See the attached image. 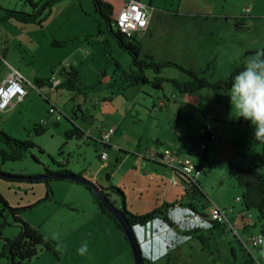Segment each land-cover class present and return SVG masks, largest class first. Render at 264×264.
<instances>
[{
  "label": "rangeland",
  "instance_id": "1",
  "mask_svg": "<svg viewBox=\"0 0 264 264\" xmlns=\"http://www.w3.org/2000/svg\"><path fill=\"white\" fill-rule=\"evenodd\" d=\"M37 1L39 0H35V2ZM143 1L145 4L148 3V0ZM166 1L169 0H152V11L150 9L149 12L154 13L156 9L163 10ZM244 1L235 0L234 3L245 4ZM66 4L68 3L61 2L57 9H53V6L50 13L44 12L41 26L24 25L14 20L0 22V47L1 45L3 48L7 47L5 42H8L9 46L11 44L15 46L12 59L19 62V67H22L20 72L25 78L30 75H39L38 77L50 75V77L58 78V81L61 79V82L64 78L59 73L60 68L69 64V61L65 60L69 57L68 50L74 52V55L69 59L76 63L74 66L79 73L77 87L83 89L100 83L98 89L85 95V103L80 102L78 104L87 113L88 118L86 122H83L84 125L86 124L87 135L93 137L96 132L102 128H107L114 120L113 105L124 106L125 100L122 98L124 92H128L129 95L139 92L140 97L145 99L149 95L147 93L156 92L161 95V91L153 89L150 84L138 85V87L125 85V89L122 91L120 85L124 84L123 74L136 71V67L131 64L130 57L122 51L123 58L127 62L130 61V66L127 68L126 64L128 63L120 59L118 63L120 68L115 67V53H113L112 46L108 45V42L110 44L114 40L103 25L99 26V18L94 12L95 9L91 12L92 9L90 8V12L84 13L80 8H75L74 11L60 13L62 7L67 6ZM246 4H249L252 11L250 17L246 18V22L242 23L241 26L232 23L220 25L218 22L197 20V18L191 21L173 17L167 13L156 12L160 19L153 23V31L151 32L153 38L148 40L143 37L141 39L144 40V44L140 58L145 59L147 55L155 54L156 57L162 59L159 61L176 62L182 65L181 62L177 61V56L169 54V52L160 53L161 45L168 38L172 43L185 41V35L189 34L187 38L192 45L190 48H195L193 52L196 54L188 56V60H184L186 64L190 65V67H185L196 72L204 71L202 76L210 82L226 79L232 71L233 65H242V61L251 55L246 52H256L258 49L264 48V0H250L249 2L246 1ZM0 7L25 13L32 11L25 0H0ZM2 9L0 14L3 16ZM166 9L169 8L166 7ZM98 28L101 30L100 34H98ZM216 28L223 30L217 32ZM56 42L67 43L61 45L62 47L52 48V44ZM89 42L91 43L87 44ZM104 42H107V45H104ZM101 46L106 49L109 48L110 52L108 51L106 54ZM207 67L209 68L207 69ZM144 73L146 77L154 76L151 71ZM160 76L168 79H188L186 75L174 68L162 70ZM108 83H113V86L109 87ZM162 84V91L166 95H170L173 92L172 86L165 82ZM43 90L40 91V95L38 91L30 92L28 99L23 104L18 105L7 118L0 114V127L5 133L15 139L29 140L36 146L30 149L21 161L4 162L0 159V172L29 178L43 175L45 169L53 171V173L68 170L77 174V172H88L89 164H92L93 173L100 171L101 167L97 164L99 163L97 160L99 146L93 140L76 144L75 139L71 140L65 136V127L70 128L65 118L61 119L58 126L50 123L51 120L49 121V119L53 118L54 121L55 119L53 116L51 118L48 113V105L45 103ZM142 92L144 93L143 97ZM76 94L78 97L77 92ZM225 94L227 92H212L206 89L192 95L186 94L187 100L192 103V107L186 109V114H188L189 119L193 120V124L189 126L193 132L200 126L201 111L209 112L210 108H214V104H218L215 100L218 99L219 105L222 106L218 107L219 110H225V105L228 104L230 111L229 98ZM72 95L73 93L65 89H57L48 93L51 102L69 115L73 102H75L72 100ZM116 96V101L112 104V100ZM19 116L21 117L20 129L10 125L11 122L5 124L6 120H12V118ZM83 123L79 122V125ZM36 124L45 126L44 134L40 136L34 134L33 128ZM229 130H232L231 137L235 140L234 160L243 161L244 166L241 168L249 165L248 149L264 152V141L254 139V129L249 122L229 127ZM219 142L225 141L219 139ZM166 145L168 144L166 143ZM202 147L200 144L199 148ZM208 151L210 153L209 166L204 164L203 174L199 176L200 180L204 182L203 188H205L206 194L208 193L209 201L222 198L224 202H228L230 200V188L232 186L238 188L234 179L229 178L228 173L234 160L229 163V156L224 155V160L221 161V154H219L217 147L213 149L208 147ZM205 153L207 151L204 152V155ZM65 160H68V165H57L60 161L65 162ZM214 167H216V171H213ZM234 169L232 168L231 173ZM222 175L224 181H222ZM67 182L52 181L50 183L52 196L48 201L42 202L46 193L45 183H13L0 180V193L9 206L13 208L32 206L31 209L21 213V219L31 227L39 229L44 236L53 241L59 252L58 257L54 256L52 252H44L32 259L29 264H134L130 247L123 233L117 230L114 221H110L106 215L107 219L95 215L99 210L91 197L92 195L84 186ZM211 206H215V204ZM1 210L2 205H0V225H3L0 228V255L5 241L12 239L19 232L7 211ZM248 213L256 223V226L251 229L252 234L256 236L263 232V245L258 253L254 250L253 254L254 256L260 253L264 254V219L259 221L258 214L254 210H250ZM138 230L144 232L147 228H138L136 233ZM195 234L197 236L193 235V238L184 235L185 239L182 242L180 239L183 235L174 240L170 239L165 245V250L168 252L171 249V253L160 255V252H164L161 249L160 252L153 254V258L148 256L149 262L146 264H243L245 262L244 259L247 256L241 251L235 238L227 235L218 236L216 232H197ZM199 237H202L204 241L202 242ZM145 239L152 245L148 237ZM138 240L141 252L147 253L146 246L139 237ZM85 241L88 243V253L81 256L76 249ZM176 242L180 243L173 249L174 246L171 244ZM230 243L233 244L234 254L231 253ZM0 264H8V262L5 258L0 257Z\"/></svg>",
  "mask_w": 264,
  "mask_h": 264
},
{
  "label": "crops",
  "instance_id": "2",
  "mask_svg": "<svg viewBox=\"0 0 264 264\" xmlns=\"http://www.w3.org/2000/svg\"><path fill=\"white\" fill-rule=\"evenodd\" d=\"M107 1L114 3L121 9L130 0H107ZM134 1H138L142 5H144V7L147 9L149 14V21L147 28L134 35V37L141 42V49L144 44L143 43L144 40L143 41L141 40L143 37L144 39L147 38L148 40L153 38L151 33L153 31L152 30L153 23L156 20L160 19L156 12L167 13L173 17H177V18L180 17V19H188L191 21L197 18V20L204 19L206 21H213L215 23L218 22V24L220 25H222V23L226 25L232 23L236 26H241L242 23L246 22V18L250 17L252 11L249 4L248 5L246 4V1L249 2L250 0H245L244 1L245 4L243 3L236 4L234 3L235 0H169L165 2V8H163V10L156 9L154 10L155 11L154 13L149 12L150 9L152 11V7H151L152 0H148L147 4H145L143 0H134ZM33 2H35V0H33ZM61 2H66L68 4H66L67 5L66 7H62L60 13H64L65 11H74L73 9L75 8L76 9L80 8L84 13L90 12V8L92 9L91 12L94 11V7L92 5L91 0L60 1L54 4L53 9L55 8L57 9L58 5H60ZM166 7H168L169 9H166ZM245 7L249 8L250 10L248 16L246 17L242 16V9ZM1 16L2 15L0 14V18ZM216 30L217 32H220L223 29L216 28ZM187 37H189V34L185 35L186 38L185 41L181 40L179 42H174V43H172V41L168 38L167 41L162 42L161 45L162 50L160 51V53L163 54V52H169V54L177 56L178 58L177 61L181 62L183 66L190 67V65L186 64L184 60H188V56L196 54V52H193L195 48L194 49L190 48L192 45ZM0 40H1V34H0ZM5 43H7V47L3 48L2 45L0 47V57L6 62V64H4L2 62V59H0V85L4 83L5 78L10 73L11 69H15L21 74L20 69L22 68L19 67L20 65L17 60L15 61L12 59L15 46L12 44L9 46L8 42ZM90 43L91 42L87 44ZM110 45L112 46L113 53H115L116 61H114V66L117 64V67L120 68L118 64L119 60L123 59L124 62H127V60L123 58L124 54L122 50L116 46L114 41H111ZM51 47L57 48L54 47L53 45ZM141 49H140V54H141ZM218 49L219 48L217 47V50ZM68 51H69V57L74 55V52L70 50ZM69 57L65 59L69 61V64L64 65L63 67L61 66L62 68L65 69H68L70 67L76 68V66H74L76 63L74 61H71ZM147 57L153 59L154 61L162 60L156 57L155 54L151 56L147 55L145 58ZM127 63L128 64L126 65L128 68L130 66V61ZM38 76L39 75H30L29 77L26 78L25 76H23L24 79L26 80V82L23 83V86L27 91V95L24 98L23 102L21 103L23 104L28 99L30 92L38 91L40 95L42 90L44 89L43 94H44L45 103L48 105V107L50 105L56 106L54 103L51 102L50 97H48V93L57 90L56 86L61 82V79H59L58 81V78H55L54 76L50 77V75L47 77H38ZM147 78L149 80L150 79L152 80L154 76L151 78L150 77ZM36 80H47L48 82L40 84V87H37L34 84ZM177 80L180 82L186 81L184 79H177ZM125 85L128 86L125 83L120 85L122 91L125 89L124 88ZM108 86L111 87L109 83ZM132 87H138V85ZM162 89H163V84L161 85V88L159 90L157 89V91H161L160 92L161 95H159L156 92H151V93H147L149 95L145 99L140 97L139 92H135L134 94L131 95H129L128 92H124L122 94V98L125 100V102H123L124 106L118 107L113 105L114 120L109 126H107V128L100 129L98 132L95 133V136H93L97 138L100 135V133L104 132L109 127H115V132L110 138V146L108 148L107 158L105 161L99 160V152H98L97 160L99 163L97 164L100 165L101 167L100 171L93 173L94 171L92 168V164H89L88 172L85 173L77 172V174L82 173V176L85 179L92 181L94 180L103 186L112 185L117 187L119 190L122 191L125 197L126 209L134 215H144L149 212H152L153 210L160 209L165 205H173V207L168 210L167 217L172 218L173 222L184 223L182 222V220L185 221V219L181 220L179 214L185 209L184 207H181V205L178 204L179 203L183 205L188 204L190 202L191 195H188L187 193L186 180L178 173H176L174 170L159 162L162 151L164 149H169L171 151H174L178 155L190 156L191 161L201 168L202 170L201 175H202L204 171L203 168L204 164L206 166H209L210 153L208 151V147L209 149L210 148L213 149L217 147L219 154H221L220 157L221 161L224 160V155L229 156L228 157L229 163L234 160V156L236 153V149L234 147L235 140H233L231 137L232 130H229V127L243 124L244 119L229 118L228 104L225 105V110L221 111L219 110L218 107H222V106L219 105V101L217 99L215 100V102L218 104H214V108H210L209 112L201 111L203 115L201 113L200 126L196 128V131L193 132V130H191L189 127L191 126V124H193V120L189 119L188 114H186V109L192 107V103H190L187 100L186 94H180L174 91L173 89V92L170 95H166L164 91H162ZM199 91L201 90H198L195 93H198ZM143 92H142V97L144 96ZM116 98L117 96L112 100V104L114 101H116ZM72 100H74L75 102H73V107L71 108L70 115L64 112L60 107L58 108L62 110V112L65 114V119L67 120L68 125H70V119H71V121H73L76 124V126L81 130L83 135L81 139L79 140L75 139L76 144L85 143L88 140H94L95 138L87 135L88 132L86 131V124L84 125L83 123L86 122L88 118L86 117L87 113H85L82 110L81 106L78 105L80 104V102L82 103L86 102V96L83 95H78V97L74 96L72 97ZM20 104H16L12 108L8 109L6 112L0 114H2L5 118H7L9 115L13 113V111ZM75 104L76 106H74ZM86 112L88 111L86 110ZM50 116L52 118V115ZM84 116L85 118L83 119ZM20 118L21 117L19 116L18 118L16 117L12 118V120H6L5 124L7 122L9 123L11 122L10 125L12 126L14 125L18 129H20L21 128L19 124L21 123ZM50 120H51L50 123H52L55 126H58L61 121V120L54 121L53 118L49 119V121ZM79 122L83 124L79 125ZM212 122H214L213 123L214 125L212 124ZM204 123H211L213 125L216 133V138L214 140H207L200 137L199 130ZM68 129H69L68 127H65L64 133ZM219 139L224 140L225 142H219ZM71 140L73 139L71 138ZM166 143L168 145H166ZM200 144L203 146L201 149L199 148ZM205 151H207V153H205L204 155ZM148 154H150V157L147 158L146 156ZM60 163H62L63 165L64 163L68 165V160L66 162L60 161ZM232 164L233 165L230 166L229 168L230 170L228 171L229 178H231L230 174L232 168L236 169V168H241V166H244L243 161L237 159L234 160ZM213 171H216V167H214ZM224 180H225L224 176L222 175V181ZM63 182L68 183L67 181H63ZM102 182L104 183L102 184ZM197 184L200 187V189L204 192L207 199L209 200L207 195L208 193L206 194V190L205 188H203L204 182L200 180V177L199 179H197ZM233 188H234L233 186L230 188V200L228 202L227 201L224 202L222 198L221 199L216 198L214 200H210L209 203L203 205L205 207L198 205L197 210L201 211L206 216H208L209 211L213 207L211 206L212 204H215L216 207H219L221 209H226L230 207L233 211L231 217L238 224L239 234L243 238L247 237L248 235H254L251 232V229L253 228L252 225L255 223L253 218H252V222L241 221L239 219H236L237 215L241 213H245L247 211H245L244 207L242 206V202H241L242 191L240 189L237 190L238 188L237 189L236 188L233 189ZM95 215H97L100 218L107 219L106 216L99 211ZM109 220L111 221L110 218ZM163 226H167V225L154 221L148 226L144 227L147 228V230H145L144 232L143 230L137 231V235L139 239H141L143 244L146 246L147 253L144 254L147 257L150 256L151 258H153V254L158 251L160 252L161 249L165 251L166 243H168L170 239L172 240L175 239L174 231L173 232L169 231L168 229L169 226L168 227H163ZM174 230L176 231V229ZM205 233L207 232L205 231ZM226 235L234 238L228 232L222 236H226ZM145 237H148L150 239L152 245L146 241ZM191 238H193V236H191ZM178 244H174L176 246H174L173 249H175ZM230 245H231L230 247L231 253L234 254L233 244L230 243ZM169 253H171V249L168 252V254ZM161 254L162 252H160V255ZM244 254L247 256V258H245L244 261H247L249 257L245 252ZM256 256L257 258H260L261 256H264V254L260 253L259 255ZM250 263L253 264V262Z\"/></svg>",
  "mask_w": 264,
  "mask_h": 264
},
{
  "label": "trees",
  "instance_id": "3",
  "mask_svg": "<svg viewBox=\"0 0 264 264\" xmlns=\"http://www.w3.org/2000/svg\"><path fill=\"white\" fill-rule=\"evenodd\" d=\"M60 1H72V0H39L37 2H33V0H25V3H27L28 6L32 9L30 13L15 11V9H2L0 7V10L2 9L3 11V16L0 18V22L5 20H14L24 25L35 24L37 26H41L44 19V17H42L43 13L44 12L50 13L54 4ZM91 2L95 9L97 17L99 18V26L103 25L109 31L116 46L122 51H124L130 57L132 66L136 67L135 72L133 71L131 73L123 74L124 77L123 81L128 86L150 84L153 87V89L159 90L161 88L162 83L165 82L170 84L174 89V91L180 94H193L196 91L202 89H206L212 92L215 91L227 92V88H226L227 78L230 76V74H235V72H237L242 67V65H234L232 71L226 77V79L219 80L217 82H210L209 80H207L205 77L202 76L204 74V71L196 72L176 62L154 61L149 57L145 59H141L139 55L141 49V42L138 39H136L134 36H130V37L126 36L115 27L116 18L118 16L119 11L122 8L120 9V7L107 0H91ZM100 33L101 30L100 28H98V34ZM66 43L67 42H56L52 45L54 47H62L61 45H66ZM103 44L107 45V42H104ZM108 45H110L109 42ZM103 48L107 54L109 48H107L108 50L104 46ZM246 53L254 54L255 52H246ZM115 67H117V64L115 65ZM168 68H174L178 70L179 72L186 75L188 79L184 82H180L177 79H173V78L168 79V78H162L161 76L159 77L162 70ZM208 68L209 67H207V69ZM145 71H151V73L155 76L153 80H149L145 76L144 73ZM59 73L62 74L64 79L62 82H60V84L56 86V89H65L66 91L73 93L72 97L77 95L76 92L78 93V95L85 96L88 92L94 91L100 87L99 86L100 83L98 82L92 87H85L83 89L78 88L77 83L79 81V73L73 67H70L67 70L61 67ZM46 82L48 81L36 80L34 84L37 87H40V84ZM113 83H115V80L113 81ZM113 83L110 84L111 87L113 86ZM85 116L83 117V119L85 118ZM244 122L248 123V121L246 120H244ZM33 132L37 136L44 134L45 128L43 124L42 125L36 124V126L33 128ZM64 134L70 139L72 138L77 140L81 139L83 135L81 130L76 126V124L73 121H71V119H70V128L67 131H65ZM34 147L36 146L31 141L15 139L9 134L5 133L0 128V159L2 161L4 162L21 161L29 153V150ZM39 151L41 152V149H39ZM248 153L250 155L249 165L246 167L234 169V171L230 174V176L236 182L237 187L242 191L241 202H242V206L244 207V210L247 211L245 213H248V211L250 210H254L258 214V220H263L264 219V152L250 149L248 150ZM66 161L67 160H65V162ZM53 163L55 162L53 161ZM59 164L63 165L62 163H57V165ZM64 165L66 164L64 163ZM57 173L72 176L76 180H86L88 183L99 188L103 192V194L107 197V199L126 216L131 227H146L154 221H161L163 224L173 229L175 228L178 229V226H176L171 222V218L169 219L167 217L168 210L172 208L173 205H165L160 209L153 210L152 212H149L144 215H134L126 209L125 197L122 191L119 190L117 187L112 185L102 186L94 180L92 181L85 179L82 176V173L74 174L68 170L57 171ZM54 174L55 173H53V171H49L45 169L43 175L40 176L47 177V176H52ZM22 178L24 177L16 176L15 179L13 180H5L3 178H0V180L4 182H13V183L25 182L22 180ZM52 181H70L71 183H75L76 185L84 186L92 195L91 197L94 203L96 204L98 210L102 214L106 215L108 218L113 220L117 230H119L122 233V230L120 229L117 222L102 207L100 202L92 194L90 188L77 181H72L68 179L54 180L50 178H46L44 181H38L39 183L40 182L45 183L46 186V193L42 202L48 201L52 196V191L50 188V183ZM27 183L32 184L33 182H27ZM186 187H187L188 195H191L190 202L184 205L181 203L178 204L181 205V207H184L185 209L179 214V217L181 218V220L185 219V221L182 220V222H185V224L188 225L190 228V229H184L185 230L184 235H188L189 237L193 235L197 236V234L195 233L197 232L205 233V231L207 233H212L216 231V233L220 236L225 235L228 232L226 230L227 227L225 224H217L216 222H212L209 219V215L206 216L204 213L197 210L198 205L205 207L203 205L209 203V200L207 199L204 192L200 189L198 184L197 183L192 184L191 182L186 181ZM0 205H2L1 211H7L8 215L12 219V222L17 226L19 230L18 234L15 237L5 241L2 249V253L0 255V257H3L7 260L8 264H29V262L32 259L37 258L44 252H52L54 256L56 257L59 256V252L56 249V244L53 241H51L46 236H44L39 231V229L31 227L21 219L20 216L21 213L23 211L31 209L32 206L15 207V208L10 207L7 201L1 195V193H0ZM245 213H241L240 215L243 216ZM194 218L198 219L199 224H197V222L195 221H192ZM188 221H190L194 225L189 224ZM174 223L179 224V222H174ZM5 224L7 223L5 222ZM206 225L207 227H205ZM255 225L256 223H254L252 227H254ZM2 227L3 225H0V228ZM262 234L263 232L260 235ZM199 238L201 239L202 242L204 241L202 237ZM238 244L241 251L245 252L248 255V253L240 246L239 242ZM259 249H261V247L253 249L252 254L254 250L258 251ZM248 257L249 259L245 261L243 264H249L250 262H253L252 257L250 255H248ZM147 259L148 258L143 257L145 263L149 262Z\"/></svg>",
  "mask_w": 264,
  "mask_h": 264
},
{
  "label": "built area",
  "instance_id": "4",
  "mask_svg": "<svg viewBox=\"0 0 264 264\" xmlns=\"http://www.w3.org/2000/svg\"><path fill=\"white\" fill-rule=\"evenodd\" d=\"M249 8L242 9V16L246 17L249 14ZM149 21V14L147 9L138 1L130 0L118 13L116 18L115 27L126 36H134L136 33L143 31L147 28ZM0 59H2L0 57ZM2 62H6L2 59ZM26 80L15 69H11L10 73L6 76L4 83L0 85V113L6 112L16 104L23 102L27 95V91L23 86ZM48 113L52 115L55 121L65 118V114L58 107L50 105ZM115 132V127H109L105 132H102L93 141L99 146V160L105 161L107 158V151L110 146V138ZM200 137L207 140H214L216 133L211 123H204L199 130ZM150 157V154L146 156ZM153 159V158H151ZM159 162L182 176L186 181L192 184L197 183L198 177L201 175L202 170L198 165L194 164L190 156L178 155L174 151L164 149L161 153ZM239 200V199H237ZM232 209L230 207L221 209L213 206L209 211V219L217 224H225L227 231L233 236L240 246L252 257L254 264H264V256L260 258L252 254V250L259 248L263 245L262 235H248L243 238L239 234L238 224L232 219ZM240 218V219H239ZM181 219V218H180ZM236 219L241 221H252V216L245 213L243 216L237 215ZM242 223V222H239ZM207 227V225L205 226ZM210 227V224H209Z\"/></svg>",
  "mask_w": 264,
  "mask_h": 264
},
{
  "label": "clouds",
  "instance_id": "5",
  "mask_svg": "<svg viewBox=\"0 0 264 264\" xmlns=\"http://www.w3.org/2000/svg\"><path fill=\"white\" fill-rule=\"evenodd\" d=\"M226 85L227 94L225 95L229 98L230 104L229 118H243L248 121L253 126L254 139L264 141V48H260L254 54L247 56L242 61V67L227 78ZM193 221L199 224L197 218H194ZM157 222L162 223L161 221ZM171 222L178 226V229L175 228L176 231L171 227L168 228L169 231H174V238L181 237L184 234V229H190L185 222L176 224L172 218ZM188 222L194 225L190 221ZM133 228L138 240L136 229L144 227ZM184 239L185 236L183 235L180 242ZM174 244L171 245L175 246ZM76 251L81 256L86 255L88 253V243L86 241L82 242ZM168 252L165 250L162 254ZM142 256L148 258L143 252Z\"/></svg>",
  "mask_w": 264,
  "mask_h": 264
},
{
  "label": "water",
  "instance_id": "6",
  "mask_svg": "<svg viewBox=\"0 0 264 264\" xmlns=\"http://www.w3.org/2000/svg\"><path fill=\"white\" fill-rule=\"evenodd\" d=\"M15 177L16 176L7 175L0 172V178H3L5 180H13L15 179ZM46 178H50L54 180L68 179L72 181H77L85 186H88V188H90L92 194L100 202L102 207L114 218V220L117 222L120 229L122 230V233L130 247L131 256L134 264H145L143 260L140 244L134 232V228L131 227L126 216L107 199V197L103 194V192L99 188L88 183L86 180H76L72 176H68L65 174H58V173H55L54 175L47 177L44 176H37L32 178L24 177L22 178V180L25 182H38V181H44Z\"/></svg>",
  "mask_w": 264,
  "mask_h": 264
},
{
  "label": "flooded vegetation",
  "instance_id": "7",
  "mask_svg": "<svg viewBox=\"0 0 264 264\" xmlns=\"http://www.w3.org/2000/svg\"><path fill=\"white\" fill-rule=\"evenodd\" d=\"M146 263H147V262H146ZM146 263H145V264H146Z\"/></svg>",
  "mask_w": 264,
  "mask_h": 264
}]
</instances>
